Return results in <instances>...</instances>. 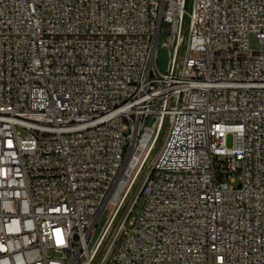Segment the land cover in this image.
Wrapping results in <instances>:
<instances>
[{
    "label": "built area",
    "instance_id": "1",
    "mask_svg": "<svg viewBox=\"0 0 264 264\" xmlns=\"http://www.w3.org/2000/svg\"><path fill=\"white\" fill-rule=\"evenodd\" d=\"M132 183L96 264H264V0H0V264H93Z\"/></svg>",
    "mask_w": 264,
    "mask_h": 264
},
{
    "label": "bare ground",
    "instance_id": "2",
    "mask_svg": "<svg viewBox=\"0 0 264 264\" xmlns=\"http://www.w3.org/2000/svg\"><path fill=\"white\" fill-rule=\"evenodd\" d=\"M164 133L159 137V139L161 138V141L164 138ZM154 145V144H152ZM160 146V145H159ZM159 148V147H158ZM157 148V149H158ZM155 149L153 146H151V148L149 149V151L147 152L146 156H145V160H150L152 159V150ZM155 151V150H154ZM156 154V153H155ZM150 158V159H149ZM135 184H131V186L129 187V189L126 192V196L123 198L122 202L120 203L119 207L117 208L115 214L113 215L112 219L110 222H106V224L103 226V228L101 229L100 234L98 235L94 246L91 248V253H90V260L93 261V264H96V262H99L102 260L105 248H107V240L108 237L112 234V232L114 231V229L116 228L119 220L122 217V214L126 208V205L128 203V200L130 198V196L132 195V193L136 190L137 185ZM107 225V228H106ZM106 233L109 234V236L106 238Z\"/></svg>",
    "mask_w": 264,
    "mask_h": 264
},
{
    "label": "rangeland",
    "instance_id": "3",
    "mask_svg": "<svg viewBox=\"0 0 264 264\" xmlns=\"http://www.w3.org/2000/svg\"><path fill=\"white\" fill-rule=\"evenodd\" d=\"M250 47L252 49H256L258 47V42L253 36L250 37ZM167 55H168V49L167 48L163 47V48H161L159 50L158 56H157V64H158V67H159L160 70H164L166 68V66H167ZM161 143H162V141H161V138H160L158 140L157 144H154V146H153L155 148L154 149L155 151H156V149L158 147H160L159 145H161ZM228 144H231V140L229 138H228ZM154 155H155V152L152 154V157ZM142 204H143V201L140 200L138 202L137 206L135 207L134 214L137 213L141 209ZM115 208H116V206L110 208L108 210V212L104 216L101 217V220H100V222H99V224L97 226V229H96L97 231L94 234V239L99 235V233L101 232V229L106 224V222L109 220V218L113 214Z\"/></svg>",
    "mask_w": 264,
    "mask_h": 264
},
{
    "label": "trees",
    "instance_id": "4",
    "mask_svg": "<svg viewBox=\"0 0 264 264\" xmlns=\"http://www.w3.org/2000/svg\"><path fill=\"white\" fill-rule=\"evenodd\" d=\"M157 151H158V150L156 149V151H153V153H154V152L156 153Z\"/></svg>",
    "mask_w": 264,
    "mask_h": 264
},
{
    "label": "water",
    "instance_id": "5",
    "mask_svg": "<svg viewBox=\"0 0 264 264\" xmlns=\"http://www.w3.org/2000/svg\"><path fill=\"white\" fill-rule=\"evenodd\" d=\"M109 236V234H107V237Z\"/></svg>",
    "mask_w": 264,
    "mask_h": 264
}]
</instances>
